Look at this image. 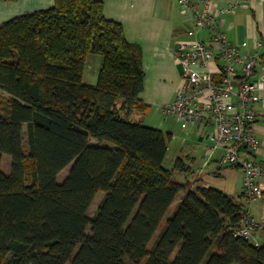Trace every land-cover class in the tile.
<instances>
[{
  "label": "trees",
  "instance_id": "trees-1",
  "mask_svg": "<svg viewBox=\"0 0 264 264\" xmlns=\"http://www.w3.org/2000/svg\"><path fill=\"white\" fill-rule=\"evenodd\" d=\"M52 1L0 24V264H264V226L257 247L233 237L243 214L264 221L244 195L179 181L183 162L163 165L169 135L130 121L150 108L141 48L103 0ZM90 55L95 85L82 82Z\"/></svg>",
  "mask_w": 264,
  "mask_h": 264
},
{
  "label": "built area",
  "instance_id": "built-area-1",
  "mask_svg": "<svg viewBox=\"0 0 264 264\" xmlns=\"http://www.w3.org/2000/svg\"><path fill=\"white\" fill-rule=\"evenodd\" d=\"M241 1L177 0L190 19L189 39L175 43L180 84L173 102L161 111L182 130L212 129L208 153L220 151L222 166L241 170L249 206L260 199L264 179V163L250 159L259 148L254 106L264 103V39L256 40L250 52L246 42L231 44L220 28V18L241 8ZM263 226L264 221L243 214L233 237L257 247L255 236Z\"/></svg>",
  "mask_w": 264,
  "mask_h": 264
},
{
  "label": "crops",
  "instance_id": "crops-1",
  "mask_svg": "<svg viewBox=\"0 0 264 264\" xmlns=\"http://www.w3.org/2000/svg\"><path fill=\"white\" fill-rule=\"evenodd\" d=\"M163 1L103 0L105 19L119 23L126 41L141 48L144 82L139 99L150 108L140 118L157 123V126L153 128L160 131L169 119L162 115L161 109L173 102L180 84L179 68L173 61L175 43L189 39L190 29V19L181 13L177 0L175 2L178 9L177 15ZM241 2V8L220 18V28L231 44L241 46L243 42H246L247 50L251 52L254 42L264 39V0H242ZM52 3V0H0V24L27 12L45 10ZM254 109L256 120L253 135L259 143V148L250 159L264 163V103L255 105ZM179 129L183 134L163 133L169 135L167 144L170 141L178 143V147L173 149L174 155L170 157V161L172 166L175 159L183 162L187 171L185 174H180V178L188 176L189 180L198 179L202 187L219 190L234 201L244 204L241 170L222 166L219 163L220 151L208 153L212 145V129L205 128L202 133L195 129L182 130L180 125ZM259 186L261 197L251 208V213L254 215L256 210L258 212L262 208V215L259 218L256 217L264 220V179L259 181ZM181 197L182 194L179 199ZM177 201L176 199L174 203Z\"/></svg>",
  "mask_w": 264,
  "mask_h": 264
},
{
  "label": "rangeland",
  "instance_id": "rangeland-1",
  "mask_svg": "<svg viewBox=\"0 0 264 264\" xmlns=\"http://www.w3.org/2000/svg\"><path fill=\"white\" fill-rule=\"evenodd\" d=\"M166 5H168V7L170 9H172L173 13H175L176 15L178 14L177 13V5L175 4L176 0H164L163 1ZM177 3V2H176ZM102 62V58L100 56H93V55H90L87 57L86 59V67H85V71H84V74H83V79H82V82L85 84V85H95L96 84V80H97V71L99 70L100 68V63ZM2 105L4 106L5 108V97L2 96ZM141 115L140 114H133L130 118V121L132 122H140L142 123L143 125H146V126H149V127H156L157 126V123H154V122H148L147 120H144L143 117L140 118ZM25 129V128H24ZM162 132L166 133V132H173L174 134H183L180 129H179V124L175 121V119H172V118H169L164 126L162 127ZM179 139H181V137L179 136ZM90 143L92 145H95L96 142L94 140H90ZM178 143H175V142H168L167 144V147H168V152H167V157L165 158L164 160V167L169 169L172 167L171 165V161H170V157H172L174 154H173V149L177 148ZM211 144V143H210ZM103 145L105 146H110L109 143L107 142H103ZM24 148H25V144H24ZM9 166H10V161H9V157L8 156H2L1 160H0V170L4 173H8L9 171ZM69 167L65 168L63 171L60 172V174L57 176V181L58 182H61L63 178L66 177L67 175V171H68ZM178 176V180L180 181L181 178L179 175ZM104 193L103 192H98L94 198V201L92 202V204L90 205V208L88 210V217L91 218L94 213L96 212L97 210V207L99 206L100 202L102 201V199L104 198ZM177 203H174V205L172 207L169 208L168 212L166 213L164 219L162 220L158 230L156 231L154 237L152 238L149 246L153 245V243L158 239L159 235L161 234V232L163 231V228L165 226V222L166 220L171 216V214L175 211V209L177 208L178 206V202H179V198L177 199ZM256 203L254 204H251L249 205V208L251 210V208H253V206L255 205ZM262 206V204H261ZM264 207V205H263ZM262 208H260L257 212L256 210V214L254 213L255 215V218L257 219V217L259 218V216L262 215ZM257 216V217H256ZM260 220V219H258ZM261 234L259 233V236H255V240L257 241V238H260ZM147 259L144 260L143 263L146 262Z\"/></svg>",
  "mask_w": 264,
  "mask_h": 264
}]
</instances>
